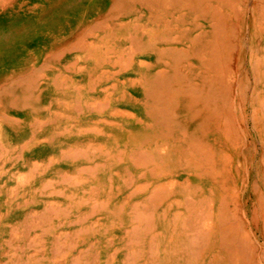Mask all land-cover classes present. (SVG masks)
<instances>
[{
	"label": "bare ground",
	"instance_id": "bare-ground-1",
	"mask_svg": "<svg viewBox=\"0 0 264 264\" xmlns=\"http://www.w3.org/2000/svg\"><path fill=\"white\" fill-rule=\"evenodd\" d=\"M89 30L0 82L2 264H264V0H111Z\"/></svg>",
	"mask_w": 264,
	"mask_h": 264
},
{
	"label": "rangeland",
	"instance_id": "rangeland-1",
	"mask_svg": "<svg viewBox=\"0 0 264 264\" xmlns=\"http://www.w3.org/2000/svg\"><path fill=\"white\" fill-rule=\"evenodd\" d=\"M55 1H57V2H55ZM7 2H8V4L5 7L6 9L0 11V21H1L0 22V60L3 59L2 61H0V71H1L0 78L4 77V76L12 75L11 71L12 72H15V71L19 72L20 68H23L25 66H30V65H34V64L37 66L41 65L43 63V61L45 60V58L47 57V55L54 54V53L56 54L64 46L63 43L71 41L74 37H76L78 35L80 37L81 36L83 37V42L86 45H89L93 42L95 43V40L92 38V36H89V34H88L89 32H91L89 30V28H90L91 24H93L97 20L98 17H100L102 14H104L108 10L110 3H111V0H87V2H86V0H77V1L76 0H42V2H41V0H26V1L25 0H7ZM62 2H64V3H62ZM67 2H69V3H67ZM105 3H107V4H105ZM11 4L13 5V7ZM52 6H53L54 10H53ZM63 12H66V14L65 13L63 14ZM80 12H82V13H80ZM92 13H94V14H92ZM89 14H91L92 16ZM60 15L61 16L65 15V16L60 17ZM25 18L26 19L28 18V20H26ZM32 19H34L36 21L34 22V20L32 21ZM51 19H52V21H51ZM11 20H13V21H11ZM12 22H14V23H12ZM26 22H27V24H26ZM9 25H11V26H9ZM50 27H52V28H50ZM22 28L24 30L26 29L25 33H23L24 30ZM29 28H31V29H29ZM37 32H38V34H37ZM95 34H100V33L96 32ZM29 35H30V37H29ZM258 37H260V38H258ZM255 40H256V42L257 41L261 42V45L264 46V41L261 39V31L258 30V33H257ZM15 41H17V42L15 43ZM36 46H37V48H36ZM4 47L6 50L4 49ZM7 48L10 51H8ZM44 48H45V50H44ZM4 51H7V52H4ZM24 52H27V53H24ZM35 52H37V53H35ZM12 54H14L15 56ZM77 55H78V53H76L74 51H70V53H69V51H65V53H63L61 55V57H60L61 59H59V61L63 64H67L69 62L71 63V62H74L75 58L78 57ZM32 56H34V57H32ZM39 56H40V58H38ZM43 56H45V58ZM70 56H72V57H70ZM83 56L84 55H82V57ZM69 57H70V59H69ZM2 62H5V63H2ZM15 63H17V64H15ZM11 64H12V66H11ZM87 64H88V66L91 67L92 62L88 61ZM8 65H10L12 69ZM15 68H17V69H15ZM124 76H122L121 80H125L129 77H132L129 74L128 75L125 74ZM45 84H46V81L45 80L42 81L41 90H43L46 87ZM102 84L103 85L101 87H99L100 89L108 87L106 85L107 83H102ZM135 97L139 98L138 95ZM91 101L97 102V104H96L97 106L99 104H104L106 102L103 95H101V96L94 95V97L90 99V102ZM112 105H113L112 106L113 109L118 108V109L126 111V112L130 111L129 113H131V114H133V115H135L141 119L143 118L142 117L143 113H142V110L140 108L126 107V106H121L119 104H112ZM136 110H139V111H136ZM106 112H108V110ZM5 113L8 115L14 114L12 111H6ZM104 114H105V112L91 113V118L89 117L87 119V121H90V122L87 123V125L85 126L86 129H93L92 127H94V126L92 125L91 122H93L94 120H96L97 118H99L101 116H104ZM138 114H139V116H138ZM31 119L32 118L27 119L26 121L30 122ZM38 135H39L38 136L39 139L44 138V134H42L41 132ZM0 137L2 138L3 142L5 143L6 138H4V136H0ZM61 139L62 138H60V141H61ZM76 141L78 142V144H81L82 142H85V141L92 142L90 139H87L84 137L79 138V139H75V143H77ZM72 143L74 144V142H72ZM96 143H98V142H96ZM14 156H15V158L19 159V157L22 156V152H18ZM29 157L32 158L31 154H27L25 158H29ZM38 158H40V160H44L43 159L44 157H42V158L38 157ZM86 165H88L86 160H78L74 163V165H68V168H66V166H65V169H63L64 167L62 168V167L58 166V169H63L64 171L71 172L72 168L75 166L80 167V166H86ZM2 166H3V163L1 164V167ZM7 168H8V166H6L4 168V170H7ZM102 178H103V176H102ZM163 181L166 182L167 178L164 177ZM168 181H171V180L168 179ZM28 182H30V181H28ZM28 182L21 185L20 188L18 187V193H20V195L17 194L18 197H21L24 194L27 196L26 198H29L30 194L28 195V192H27L28 186H29ZM13 185H15V183H12V186ZM260 187H261V191L264 192V185H260ZM248 195H249V191H248L247 197H248ZM45 199H46V197H45ZM49 201H54V200L51 199ZM4 202H5L4 198H1L0 199V214H2L3 216L7 215L6 212L8 210V208L3 205ZM35 210H40V206L36 205V207H35L32 204H30L27 212H31V211H35ZM20 220H21V217H19V216H15L12 218H3V220L0 219V233H1L0 238L2 237L5 240L8 239L9 228L10 227L15 228L14 225L20 223ZM6 222H8V223H6ZM106 223H107V221H104V224H106ZM5 233H6V235H4ZM30 237L35 238L37 236L31 235ZM22 243H25V242H22ZM115 249H116V246L108 249L109 254H112L115 251ZM2 263H4V262L0 258V264H2ZM206 264H207V262H206Z\"/></svg>",
	"mask_w": 264,
	"mask_h": 264
},
{
	"label": "crops",
	"instance_id": "crops-1",
	"mask_svg": "<svg viewBox=\"0 0 264 264\" xmlns=\"http://www.w3.org/2000/svg\"><path fill=\"white\" fill-rule=\"evenodd\" d=\"M4 80H5V78L2 77V78L0 79V82H1V81H4ZM13 113H14V114L11 115V116L16 117V118H19V117L21 118V115H18V114L15 113V112H13ZM5 130H6V129H5ZM8 132H9V129H8V131L6 130V134H8V135L5 134L4 137L6 138V140H7L8 142H13V143H14L15 138H14L11 134H9ZM4 133H5V132H4Z\"/></svg>",
	"mask_w": 264,
	"mask_h": 264
}]
</instances>
